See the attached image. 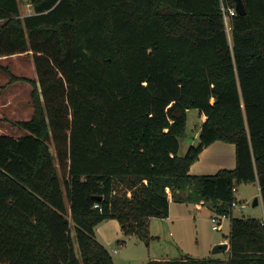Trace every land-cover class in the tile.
Listing matches in <instances>:
<instances>
[{
    "label": "trees",
    "instance_id": "16d2710c",
    "mask_svg": "<svg viewBox=\"0 0 264 264\" xmlns=\"http://www.w3.org/2000/svg\"><path fill=\"white\" fill-rule=\"evenodd\" d=\"M19 1L0 0V56L32 58L36 78L0 66L33 107L24 134L0 132V264H116L96 226L149 243L171 200L228 214L230 255L146 264H264V218L233 215L241 183L264 207V0H28L24 16ZM192 108L207 119L182 155ZM216 141L236 166L191 173Z\"/></svg>",
    "mask_w": 264,
    "mask_h": 264
},
{
    "label": "rangeland",
    "instance_id": "374dc122",
    "mask_svg": "<svg viewBox=\"0 0 264 264\" xmlns=\"http://www.w3.org/2000/svg\"><path fill=\"white\" fill-rule=\"evenodd\" d=\"M20 11L21 15L33 12V6L28 0H20ZM228 35L231 39V26L229 17L225 18ZM10 69L18 75H25L30 78H36V71L34 67V62L32 58H21V57H11L10 59ZM31 85L26 81H16L10 84L8 89L4 90V98L10 97L9 102H4L3 109L0 110V132H6L14 136H19L25 133L23 128H20L14 122L16 120L29 119L33 113V107L31 104ZM7 104V105H6ZM199 114L197 109H190L188 112L187 119V136L181 140V154L184 155L191 145V140L196 144L198 138H194L197 127L199 125ZM224 142V141H223ZM230 145V148L226 151V157L229 158L232 150L234 156L236 155V149L231 144V142H226ZM235 145V144H234ZM53 148V147H52ZM233 148V149H231ZM231 149V151H229ZM54 150V149H53ZM239 189L238 194L241 201L238 205L233 208L234 217L242 216H252L257 218L264 217L263 202L256 206L253 205L254 198L260 195V190L256 182L241 183L237 185ZM237 193V192H236ZM196 204H186L180 201H174L171 205V218H159L154 217L151 224L150 241L151 244L147 243L149 246V251L138 252V249H142L145 244V240L136 235H131V240L128 241L126 234L123 233L121 229L120 222L117 218H108L100 222L96 226V237L99 241H111L112 249L122 248L127 243V247L121 249V255L113 254L114 257L119 259V256L124 257V254L131 255L132 258L136 259L141 256V254H148L147 259L153 260H163V258L176 259L181 258L182 251L181 247L178 245L179 240H181V245L185 251H189L192 257L196 258H222L224 259L227 255L224 252L213 253L212 248H209L208 243L218 237H227L230 233L231 228V218L224 221V226L222 230H216L213 228L212 217L217 215L216 210L212 204H207L201 209L195 208ZM69 218H71L69 214ZM74 229V227H73ZM150 230V226H149ZM173 231L174 234L171 232ZM151 233L153 235H151ZM74 236L75 233L73 232ZM182 235V236H181ZM106 238V239H105ZM144 244V245H142ZM196 245V246H194ZM198 245V246H197ZM75 248L76 252L79 253V247L77 240L75 238ZM132 251L129 253V251ZM134 250V251H133ZM194 255V256H193ZM143 257V256H142ZM127 261V260H126ZM128 262V261H127ZM130 264H138L137 262L131 260ZM119 264H123L122 261L118 260Z\"/></svg>",
    "mask_w": 264,
    "mask_h": 264
},
{
    "label": "crops",
    "instance_id": "0c3cea01",
    "mask_svg": "<svg viewBox=\"0 0 264 264\" xmlns=\"http://www.w3.org/2000/svg\"><path fill=\"white\" fill-rule=\"evenodd\" d=\"M13 57H18V55L17 54H15V55H13L12 56V58ZM11 58V57H10ZM10 58H7V56H3V57H1L0 56V66L2 65V63H4V62H7L8 60H10ZM1 75H0V110H2L3 109V106H4V101H6V102H9V98L10 97H5L4 98V90H3V88H2V84H1ZM7 105V104H6ZM190 111V109L188 110V112ZM198 114H199V120H200V122H199V125H198V127H197V130H196V133H195V135H194V138H197L198 137V135H199V132H198V130H199V127L202 125V123L204 122V121H206V119H207V116L205 115V114H202L199 110H198ZM194 141L193 140H191L190 141V143H188V145L189 144H192ZM232 144V143H231ZM232 146H233V148H234V151H235V145L234 144H232ZM230 148V145L229 144H227L226 142H223V141H216V142H214V143H212L211 145H209L208 147H206L202 152H201V154H200V156H199V158H198V160L196 161V162H194L193 164H192V166H191V168H190V172L191 173H193V174H214V173H216V172H218L220 169H223V168H234L235 166H236V155L234 156V153H233V150H232V153H231V155H230V157L229 158H227L226 157V151H227V149H229ZM233 148H231V149H233ZM231 149L229 150V151H231ZM256 184H257V186H258V189L260 190V187H259V185H258V183L256 182ZM238 191H239V189L238 188H236V196H237V205H238V202L239 201H241V198L239 197V194H238ZM260 201H262V197H261V194L259 195V203H260ZM172 202H174V200H171V202H170V214H169V216L168 217H165V219H170L171 218V205H172ZM182 203H186V204H196L195 205V208L196 209H202L203 208V206H205V205H207L208 203H206V202H204V201H200V202H198V203H192V202H186V201H184V202H182ZM235 206V205H234ZM264 208V207H263ZM262 218H264V217H262ZM153 219H154V217H151L150 218V221H149V226H150V232H151V230H152V228H151V224H152V221H153ZM173 234H174V232L173 231H171ZM96 233H97V231H96ZM151 235H153L152 233H151ZM182 236V235H181ZM127 237H129L128 238V241H130L131 240V235H127ZM98 238V237H97ZM106 239V238H105ZM99 240V239H98ZM181 240H183L184 241V238H183V236H182V239ZM181 240H179V238H178V245L181 247V251H182V256H181V258L182 257H186V256H190V257H192L191 255H187V254H190V252L189 251H185L184 249H183V247H182V245H181ZM222 242H229L228 241V236L227 237H224V238H218V237H216V238H214V239H212L209 243H208V246H209V248H212L213 249V246L214 245H216V244H218V243H222ZM101 243H103L108 249H109V251L111 252V253H113V254H116V255H121V249H123V248H126L127 246V243L125 242L124 243V245L125 246H122V248L120 249V248H116V247H114V249H112L113 247H112V245H110V243H111V241H101ZM113 243V242H112ZM111 243V244H112ZM147 246H148V244L147 243H145ZM149 244H151V241H149ZM142 245H144V244H142ZM150 246V245H149ZM149 246L146 248L145 246L142 248V249H138L137 248V251L138 252H145V251H149L150 249H149ZM194 246H196V245H194ZM198 246V245H197ZM128 248V247H127ZM132 251V249L129 251V253ZM134 251V250H133ZM221 252H224V253H226V257L224 258V259H226V258H228L229 257V255H230V244H229V246H228V249L227 250H225V251H221ZM112 254V255H113ZM123 255H124V257H122V256H119V259L118 258H116V257H114L113 256V258H114V261H115V263L116 264H119L118 263V260H120V261H122V263L123 264H130V262L129 261H131V260H133V261H135V262H137L138 264H146V263H148L149 261H152L153 259H147L148 258V254H141V256L140 257H138L139 255H137V258L136 259H134V258H132V256L131 255H128V253L127 254H124L123 253ZM143 256V257H142ZM194 256V255H193ZM197 256L198 257H196V258H201V257H199V255L197 254ZM169 258V257H168ZM168 258H163V260H159V261H165V260H170V259H168ZM194 258V257H193ZM128 262H127V261Z\"/></svg>",
    "mask_w": 264,
    "mask_h": 264
},
{
    "label": "water",
    "instance_id": "95a60500",
    "mask_svg": "<svg viewBox=\"0 0 264 264\" xmlns=\"http://www.w3.org/2000/svg\"><path fill=\"white\" fill-rule=\"evenodd\" d=\"M236 10L241 13V14H245L246 13V7L244 4L243 0H237L236 2ZM259 204V196L254 198L253 201V205L256 206ZM229 246V242H222V243H218L216 245L213 246L212 252L213 253H218L221 251H225L228 249Z\"/></svg>",
    "mask_w": 264,
    "mask_h": 264
},
{
    "label": "built area",
    "instance_id": "2783aa9c",
    "mask_svg": "<svg viewBox=\"0 0 264 264\" xmlns=\"http://www.w3.org/2000/svg\"><path fill=\"white\" fill-rule=\"evenodd\" d=\"M236 190V188H234ZM131 192H129V195ZM234 205H237V201L233 202ZM229 218L228 214H223V213H217L216 216L212 217V222H213V228L216 230H222L224 226V221Z\"/></svg>",
    "mask_w": 264,
    "mask_h": 264
}]
</instances>
